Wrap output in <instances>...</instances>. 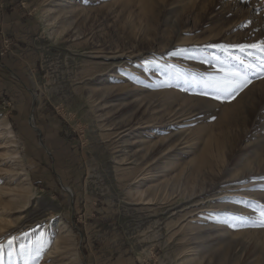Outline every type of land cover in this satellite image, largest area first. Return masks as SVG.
<instances>
[{"label":"rangeland","instance_id":"1","mask_svg":"<svg viewBox=\"0 0 264 264\" xmlns=\"http://www.w3.org/2000/svg\"><path fill=\"white\" fill-rule=\"evenodd\" d=\"M0 8V264H264V0Z\"/></svg>","mask_w":264,"mask_h":264},{"label":"snow or ice","instance_id":"2","mask_svg":"<svg viewBox=\"0 0 264 264\" xmlns=\"http://www.w3.org/2000/svg\"><path fill=\"white\" fill-rule=\"evenodd\" d=\"M235 47H238L241 51H244L246 47L257 48V45H239ZM259 50L264 52V45H262ZM240 63H243V61H240ZM261 70H264V66H262ZM221 72L223 73L222 77L220 79L210 78L209 84L215 88L218 93H224L231 96L239 87L237 79L240 77V74L239 72L231 70L226 71L225 69H221ZM217 98H219V96Z\"/></svg>","mask_w":264,"mask_h":264},{"label":"bare ground","instance_id":"3","mask_svg":"<svg viewBox=\"0 0 264 264\" xmlns=\"http://www.w3.org/2000/svg\"><path fill=\"white\" fill-rule=\"evenodd\" d=\"M5 125V124H4ZM3 126V125H2ZM5 127V126H4ZM9 128V127H8ZM1 230V229H0Z\"/></svg>","mask_w":264,"mask_h":264},{"label":"crops","instance_id":"4","mask_svg":"<svg viewBox=\"0 0 264 264\" xmlns=\"http://www.w3.org/2000/svg\"><path fill=\"white\" fill-rule=\"evenodd\" d=\"M0 10H2V9L0 8Z\"/></svg>","mask_w":264,"mask_h":264}]
</instances>
